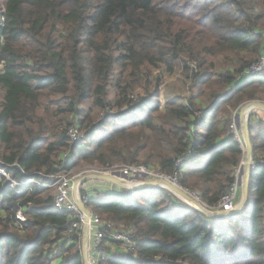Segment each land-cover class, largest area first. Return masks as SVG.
<instances>
[{
	"label": "trees",
	"instance_id": "16d2710c",
	"mask_svg": "<svg viewBox=\"0 0 264 264\" xmlns=\"http://www.w3.org/2000/svg\"><path fill=\"white\" fill-rule=\"evenodd\" d=\"M2 17L0 164L33 183L17 195L0 180V264H84L81 239L69 233L74 216L55 209L48 187L81 163L109 170L147 152L145 165L178 171L181 186L218 204L245 156L234 112L264 102V71L243 77L264 53V0H0ZM227 56L231 69L216 75L210 59ZM162 65L191 71L199 97L214 89L210 103L154 100L163 70L155 95L134 101L146 72ZM96 109L103 115L92 124ZM250 115L255 167L239 213L208 218L159 187L83 193L93 215L134 229V251L108 239L103 264H264V121ZM73 125L78 142L68 136ZM19 210L28 219L22 230Z\"/></svg>",
	"mask_w": 264,
	"mask_h": 264
},
{
	"label": "built area",
	"instance_id": "2783aa9c",
	"mask_svg": "<svg viewBox=\"0 0 264 264\" xmlns=\"http://www.w3.org/2000/svg\"><path fill=\"white\" fill-rule=\"evenodd\" d=\"M1 26H5V18H1ZM264 71V53L255 62H253L243 73L244 78H254ZM3 73V65L0 63V75ZM237 141L244 146L243 151L245 153V145L242 140L241 134L238 132L236 122L234 121L231 126ZM69 138L78 142L83 138V134L77 125H73L68 131ZM192 157L191 153L184 154L178 161V165L184 164L188 159ZM66 161V160H65ZM255 167L252 160V169ZM243 164L235 171L233 175V183L228 188L227 192L222 196L217 205L212 208L207 207L200 199L198 192L190 191L182 187L179 183L178 171L173 175H168L162 171L153 169L144 165H116L107 172V174H118L121 178L130 181L131 186L140 185L148 181H167L176 185L179 189L189 195L192 199L205 205L213 212H231L236 208L237 198L242 186L243 180ZM62 173V171H61ZM5 180L10 183L11 188L16 190V194L19 195L22 191L20 187L26 183H33V180L28 182H19L15 180L11 173H9L0 164V180ZM75 178H70L68 174H58L52 177V183L48 185L49 188L54 189V207L59 212H66L71 216H74V221L69 228V233H77L81 239H83V232L86 225V215L81 211L74 197ZM80 200L86 205L88 201V195L79 196ZM18 223L15 226L19 229H23V224L27 222V217L23 210L17 211L15 215ZM88 236L91 238L92 244L88 247L89 264H103L106 260V255L103 252L108 239L119 243L122 250L127 252L134 251V243L132 240V234L134 229L121 230L118 225L109 221H103L100 217L91 214L88 223ZM82 244V243H81Z\"/></svg>",
	"mask_w": 264,
	"mask_h": 264
},
{
	"label": "rangeland",
	"instance_id": "374dc122",
	"mask_svg": "<svg viewBox=\"0 0 264 264\" xmlns=\"http://www.w3.org/2000/svg\"><path fill=\"white\" fill-rule=\"evenodd\" d=\"M216 66L215 73L216 75H219L223 72V70H228L231 69L230 66V56H227V59H225V57H221V58H211L210 59ZM188 61V60H186ZM163 70V75L160 78L161 83L159 82V91H158V97L157 100L159 103L161 104H165L168 102H176L179 104H186L189 102V100L191 99H195V100H200L204 103V105H207L208 103H210V101L212 100V98L214 96L211 97L212 92L214 91V89L207 91L204 95H202L201 97H199L200 95V85H198L197 83H194V81L192 80V72H185L184 69L182 67H176L172 72L167 71V69L165 68L164 65H162V68L160 69H150L149 71L146 72V76L142 79L141 82V86L137 87L135 89L136 94L134 95L135 100L138 98V95H145L147 91L151 92L152 95H155V90L157 89L158 86V80H159V76H160V71ZM222 70V71H221ZM257 86V84L255 85ZM4 93L0 90V100L2 99ZM111 99L114 98V93L111 92ZM251 102V101H249ZM248 102L244 103L240 109L245 106ZM239 109V110H240ZM232 111V108L227 106L225 108V111H223L221 113V115H226L229 114ZM255 111H259V112H263L261 110H253L251 112V114H253ZM116 112V110H115ZM239 113V111H235L234 112V117L235 115ZM255 114V113H254ZM103 113L96 109L94 110L93 114H92V124L93 123H97L101 118H102ZM251 116V115H250ZM258 118L262 121H264V117H259ZM257 119V115L255 114L254 117V121L256 122ZM258 125V124H257ZM238 132L241 134V129H239L238 124L236 123ZM115 126H113L112 129H114ZM147 134H150V132H147ZM147 159V152L142 153V155L139 157V161L136 164L133 165H144L147 166V164L145 165V161ZM245 162V156L243 155L242 160H241V165ZM157 163L155 161H153L149 166L157 168ZM116 165H126L123 162H119L116 163ZM133 165H127V166H133ZM161 171V170H159ZM103 172H107V169L104 167H101L97 164L94 163H81L78 167H74V169L66 172V171H62V173L60 174H68L70 178H75V183H77V181L84 175L86 174H96V173H103ZM98 182V180H90L86 183H83L80 185L79 187V196L83 195V193H86L87 190H92L94 189V187L90 188L91 184H94ZM88 184V185H86ZM90 184V185H89ZM183 187V186H182ZM195 190V191H194ZM190 191H194L197 192V189H192L190 188ZM54 193V191H53ZM182 202V201H181ZM184 203V202H183ZM185 204V203H184ZM239 203H236V208L238 207ZM188 206V205H187ZM204 207L206 209H208L205 205ZM210 210V209H209ZM96 216L100 217L104 220L109 221V219L107 218L106 215H101L99 213H95ZM121 228V230H124L125 227L121 226L120 224H118ZM82 243V242H81ZM81 250H82V254H83V249H82V244H80Z\"/></svg>",
	"mask_w": 264,
	"mask_h": 264
},
{
	"label": "water",
	"instance_id": "95a60500",
	"mask_svg": "<svg viewBox=\"0 0 264 264\" xmlns=\"http://www.w3.org/2000/svg\"><path fill=\"white\" fill-rule=\"evenodd\" d=\"M253 110L264 111V102L261 101H251L243 106L237 116H235L236 123L238 124L239 129L242 132V140L245 145V162L243 163V180H242V198L237 208L231 212H213L209 209H206L203 204L195 202L189 195L179 189L176 185L167 182V181H148L140 185L131 186L130 181L121 178L118 174H107V173H96V174H86L82 176L74 187V197L77 202V205L82 212L86 215V225L83 232L82 239V249H83V259L84 264H89L88 256V223L89 218L91 217L92 212L79 198V187L81 184L86 183L90 180H98L101 182H107L116 186L118 188H123L127 190H137L145 187H159L168 190L173 193L181 201L185 202L187 205L193 207L204 216L208 218H219V217H228L233 214L241 212L245 209L248 202V193L250 185V175L252 169V160H253V145L251 142L250 128H249V117ZM197 204V205H195Z\"/></svg>",
	"mask_w": 264,
	"mask_h": 264
},
{
	"label": "crops",
	"instance_id": "0c3cea01",
	"mask_svg": "<svg viewBox=\"0 0 264 264\" xmlns=\"http://www.w3.org/2000/svg\"><path fill=\"white\" fill-rule=\"evenodd\" d=\"M256 115H257V119H256V122L260 121V119L258 118L259 117H264V111L263 112H259V111H255L254 112ZM264 119V118H263ZM224 140V138H223ZM88 185V184H86ZM90 185V184H89ZM91 187H94V188H100V189H104L106 187H109L110 189H112L114 186L110 183H107V182H101V181H98L94 184H91L90 185V188ZM241 198H242V187H241V190L239 192V195H238V198H237V202L240 203L241 201ZM92 244V241H91V238L88 236V247Z\"/></svg>",
	"mask_w": 264,
	"mask_h": 264
},
{
	"label": "bare ground",
	"instance_id": "6f19581e",
	"mask_svg": "<svg viewBox=\"0 0 264 264\" xmlns=\"http://www.w3.org/2000/svg\"><path fill=\"white\" fill-rule=\"evenodd\" d=\"M195 202H196V200H195ZM195 205H197V204H195Z\"/></svg>",
	"mask_w": 264,
	"mask_h": 264
}]
</instances>
